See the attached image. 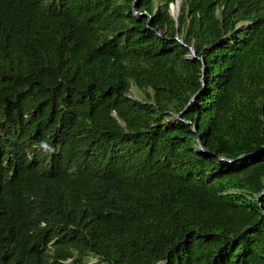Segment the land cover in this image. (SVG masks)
I'll list each match as a JSON object with an SVG mask.
<instances>
[{
  "label": "trees",
  "instance_id": "1",
  "mask_svg": "<svg viewBox=\"0 0 264 264\" xmlns=\"http://www.w3.org/2000/svg\"><path fill=\"white\" fill-rule=\"evenodd\" d=\"M177 1L0 0V264H264V0Z\"/></svg>",
  "mask_w": 264,
  "mask_h": 264
},
{
  "label": "water",
  "instance_id": "2",
  "mask_svg": "<svg viewBox=\"0 0 264 264\" xmlns=\"http://www.w3.org/2000/svg\"><path fill=\"white\" fill-rule=\"evenodd\" d=\"M180 4H181V0H178L176 3H175V5H171L170 6V11H171V15H172V17L173 18H177V16H178V14H179V11H180ZM174 8H176V11H174ZM181 42V41H180ZM182 43V42H181ZM191 57L193 58V57H195V53H194V51L191 49ZM194 131H196V127L193 129ZM197 142H198V144H199V151L201 152V153H204V151H203V148L201 147V145H200V139L198 138L197 139Z\"/></svg>",
  "mask_w": 264,
  "mask_h": 264
},
{
  "label": "rangeland",
  "instance_id": "3",
  "mask_svg": "<svg viewBox=\"0 0 264 264\" xmlns=\"http://www.w3.org/2000/svg\"><path fill=\"white\" fill-rule=\"evenodd\" d=\"M133 90H134V89H132V91H131V95H132L133 97H135V95H134V93H133ZM91 263H92V264H97L96 259H93V260L91 261Z\"/></svg>",
  "mask_w": 264,
  "mask_h": 264
},
{
  "label": "clouds",
  "instance_id": "4",
  "mask_svg": "<svg viewBox=\"0 0 264 264\" xmlns=\"http://www.w3.org/2000/svg\"><path fill=\"white\" fill-rule=\"evenodd\" d=\"M43 146H44L45 148H47V147H48V145H47V144H44Z\"/></svg>",
  "mask_w": 264,
  "mask_h": 264
},
{
  "label": "bare ground",
  "instance_id": "5",
  "mask_svg": "<svg viewBox=\"0 0 264 264\" xmlns=\"http://www.w3.org/2000/svg\"><path fill=\"white\" fill-rule=\"evenodd\" d=\"M174 11H176V8H174Z\"/></svg>",
  "mask_w": 264,
  "mask_h": 264
}]
</instances>
